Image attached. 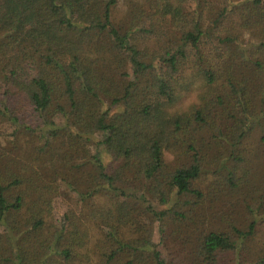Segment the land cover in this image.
Masks as SVG:
<instances>
[{"label":"trees","instance_id":"trees-1","mask_svg":"<svg viewBox=\"0 0 264 264\" xmlns=\"http://www.w3.org/2000/svg\"><path fill=\"white\" fill-rule=\"evenodd\" d=\"M127 2L0 0V264H264V0Z\"/></svg>","mask_w":264,"mask_h":264},{"label":"rangeland","instance_id":"rangeland-1","mask_svg":"<svg viewBox=\"0 0 264 264\" xmlns=\"http://www.w3.org/2000/svg\"><path fill=\"white\" fill-rule=\"evenodd\" d=\"M19 2H22L23 0H17ZM127 0H117V3L115 6L112 7V17L115 22H117L120 18H122L127 11ZM253 11L255 14L259 13V10L256 6H252ZM192 15H185L184 18L179 22L180 27L182 28H189L192 25ZM165 158L166 160H172V155L168 152V150H165Z\"/></svg>","mask_w":264,"mask_h":264}]
</instances>
